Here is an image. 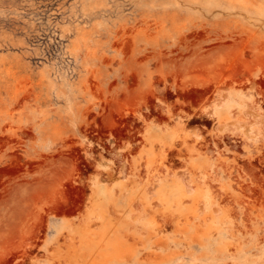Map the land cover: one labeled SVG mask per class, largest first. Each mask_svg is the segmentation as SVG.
<instances>
[{
	"label": "rangeland",
	"instance_id": "1",
	"mask_svg": "<svg viewBox=\"0 0 264 264\" xmlns=\"http://www.w3.org/2000/svg\"><path fill=\"white\" fill-rule=\"evenodd\" d=\"M0 264H264V0H0Z\"/></svg>",
	"mask_w": 264,
	"mask_h": 264
}]
</instances>
